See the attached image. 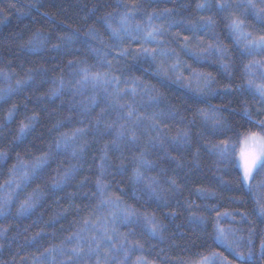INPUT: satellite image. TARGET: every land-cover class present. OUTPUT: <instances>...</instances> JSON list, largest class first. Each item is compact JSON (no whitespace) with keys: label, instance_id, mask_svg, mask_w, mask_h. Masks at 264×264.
<instances>
[{"label":"trees","instance_id":"obj_1","mask_svg":"<svg viewBox=\"0 0 264 264\" xmlns=\"http://www.w3.org/2000/svg\"><path fill=\"white\" fill-rule=\"evenodd\" d=\"M223 2L135 0L138 7L132 10L133 0H0V90L12 89L0 96V150L7 153L0 159V200L11 197L6 205L9 211L0 214V264H32L33 256L62 241L63 247L70 249L75 243L65 240L70 233L83 228L82 235L87 237L104 223L111 227L113 220L118 233H127L129 241L143 244L142 249L131 253L127 264H134L140 256L151 264H180L198 260L199 254L211 250L232 259L227 249L209 235L216 214L224 211L232 216L221 217L222 226L239 229L238 235L245 239L248 229L253 228L254 244L259 245L264 218L256 213L253 191L238 182L239 173L227 162L218 165V155L211 145L235 138L245 129L259 131L242 116V110L247 106L256 120L264 119V103L246 85L248 78L264 83L260 76L264 69L252 68L254 75L249 77L244 66L250 60H264V51L248 55L244 48L247 40L237 43V36L227 25L232 17L243 19L244 31L250 33L247 39L251 40L264 35V21L245 9L246 0H227L229 7L219 10L216 5ZM254 2L264 7L261 0ZM198 3L208 6L197 8ZM126 13L130 34L122 32L118 43L108 24L122 28L121 17ZM170 21H174L171 26ZM150 27L161 28L157 37L161 42L147 41L142 46L157 49L156 61L134 59L133 53ZM210 44L226 51L193 54V50L206 49ZM123 48L128 49L127 56L119 55ZM165 49L174 51L161 55ZM104 59L112 61L111 69L101 63ZM177 60L179 66L169 72L171 79L156 74L157 64L170 67ZM221 60L229 64L227 70ZM83 67L91 72L107 70L120 78L119 88L134 86L137 94L122 93L119 104L125 106L121 108L110 95L114 84H108L105 91L103 86L76 83L82 75L78 70ZM194 69L196 73L212 74L214 91L205 88L203 95L195 91L203 87V76L194 74ZM28 75L33 77L31 81L16 85ZM177 75H181L180 80L175 79ZM133 77H139L136 85H132ZM189 81L191 87L187 86ZM52 89L59 91L49 95ZM153 96L158 100H152ZM12 105L16 108L9 118ZM213 108L219 109L214 117ZM197 109L207 110L208 119ZM130 110L133 116L128 119ZM33 116L32 129L21 140L14 139L20 122L28 124ZM218 121H226L229 126L221 127L222 134L214 130ZM109 124L112 127H106ZM77 128L84 133L72 140ZM185 129L190 143L174 142L172 137ZM64 133L71 142L67 148L57 149L56 141ZM73 151L78 155L73 156ZM45 153L50 154L47 162L32 172V163ZM13 165L17 167L13 169ZM73 166L70 181L54 189L52 181ZM25 172L29 175L23 179ZM97 177L107 185L106 198L120 197L118 205H98L101 196ZM262 179L264 171L256 175L253 184ZM258 191L264 196V188ZM26 199H33L34 207L18 212ZM127 207L136 210L139 220L133 217L131 223L122 222V210ZM116 210L118 215L113 217L111 213ZM243 213H247L244 220ZM192 215L203 216L204 224L191 223L188 218ZM145 216L154 218L163 240L148 232ZM98 217L100 223L94 228L91 222ZM85 219L90 221L87 228L83 226ZM36 233L40 235L29 242ZM118 241L119 237H114L112 243ZM108 249L105 241L101 257ZM52 256L57 261L62 259L58 252ZM121 258L122 253L113 251L109 264H120ZM95 261V255L86 256L79 264Z\"/></svg>","mask_w":264,"mask_h":264},{"label":"snow or ice","instance_id":"obj_2","mask_svg":"<svg viewBox=\"0 0 264 264\" xmlns=\"http://www.w3.org/2000/svg\"><path fill=\"white\" fill-rule=\"evenodd\" d=\"M261 3L264 4V0H261ZM208 5L205 3H198L197 8H205ZM138 7V5L135 3V0H133V3L131 5V9L135 10ZM216 7L219 10H223L227 7H229V4L227 3V0H224L223 3H219L216 5ZM244 7L246 10H250L257 20L264 21V7H258L257 4L254 2V0H246V3L244 4ZM2 11V10H0ZM155 11V10H153ZM163 12H170V9H163ZM111 14H107L105 17V21L107 22V16H110ZM151 13H149V24L151 23ZM174 23V21L169 22V26ZM207 23L210 25L212 24L211 18L208 19ZM121 24L122 28H112L111 24H108V27L111 29L112 36L115 38V40L119 43L121 41V33L122 32H129L128 28V14H124L121 17ZM228 28L231 30V32L237 36L236 42L239 43L240 39L247 40V43L244 45L245 52L248 55H251L253 51H264V35H260L254 39L248 40V36L250 33H247L244 31L245 29V21L238 17H232L229 21V24L227 25ZM136 30L140 31L141 26L140 24L136 25ZM161 32L160 27H150L147 31L144 32V35L141 40V46H138L134 53L133 58H145L150 59L151 61H156V52L157 49L154 48H147L143 47V43L147 41H153L157 44H159L161 41L157 39L159 33ZM135 38V37H133ZM185 41H188V37L184 38ZM31 43V41L29 42ZM185 48H188L189 45L185 43ZM213 49H215L216 52L223 54L226 49L221 48L218 45H209L206 49L201 50H193V54L197 56H203L208 53H210ZM93 51H97L96 49H93ZM171 51L165 49L163 52H161V55H168ZM106 53L104 56L106 57ZM119 55L121 56H127L128 55V49L123 48L120 50ZM71 64L72 61H69ZM77 63H81V61H77ZM101 63H106L108 66V69L112 68V61L104 59L101 61ZM179 66V60H177L175 63H173L170 67H166L163 64H157L156 66V74L162 75L167 79H171L169 76L170 71H175V69ZM221 66L227 70L229 67V64L223 60H221ZM245 70L247 71L249 77L253 76L252 68L257 69H264V60H250L248 63L244 66ZM31 71V70H29ZM81 78L77 80V84H80L82 86L87 85L88 83H92V85L95 86H103L104 90L107 91V85L108 84H114L115 89L114 93H110V95H113V98L116 100V104L123 108L125 105L119 104L118 97L121 96L122 93H131L133 97L137 94V88L134 86H128L125 89L119 88L120 78L118 76L112 75L109 71H96L91 72L88 67H83L78 70L77 74H80ZM193 73L197 76H203V87L198 86L195 91L203 95L204 89L207 88L209 92L214 91V89L211 88V81H212V74L211 73H196V70H193ZM6 75V74H5ZM260 76L264 77V71L260 72ZM33 77L31 75H28L26 79H21L16 81V85H25L29 81H31ZM176 80L181 79V75H177L175 77ZM139 81V77H133L132 78V85H136ZM60 84L63 86L64 81L61 77ZM247 90L252 93L253 96L259 97V101L261 103H264V83L257 84L252 78H248L246 81ZM188 87H191V82L189 81L187 84ZM145 88L148 87L147 84L144 85ZM222 87L228 88L229 85H223ZM12 89L9 88L7 91H11ZM7 91L0 90V96H6ZM59 89H52L49 95H56ZM152 100L157 101L158 97L153 96L150 97ZM92 103H95V97H92L91 100ZM16 106L12 105L11 108L8 111V117L11 118L13 115V112L15 111ZM103 111V109H102ZM171 111H175V109H172ZM198 112L204 115L205 119H208L207 110L205 109H197ZM219 111L218 108L212 109L213 117L216 115V113ZM171 114V112L169 113ZM133 116V111H129L127 113V118L131 119ZM242 116L247 118L248 121L253 123L259 131H253L251 128L245 129L242 132H238L235 136V138L220 140L215 144L211 145V150L214 154L218 155V165L224 162H227L231 167L236 170L239 173L238 176V182L242 183L246 187H248L249 190L253 191V195L255 196V210L259 217L264 218V196H261L258 189L264 188V179L257 181L255 184H253V181L255 180V177L258 173L264 171V119L256 120L255 117L252 115L251 111L247 106H245L242 110ZM97 120H99V117H97ZM35 121V116L29 117V123L25 124L23 121L20 122L18 127V134L14 137L16 140H21L24 134L32 129V125ZM59 123V122H58ZM106 127H112L111 124L106 125ZM221 127L228 128L226 121H218L214 124V130L217 134L220 133ZM84 129L77 128L74 130L72 134V140H75L77 135H83ZM119 135H123L122 132L118 133ZM135 139V137H133ZM173 141L177 144H187L190 143L188 130L185 129L184 131L178 133L176 136L172 137ZM61 140L63 143H61ZM70 139L68 138L67 134H61V138H58L56 141L55 147L57 149L60 148H67L70 144ZM113 143H115L113 141ZM118 147V145H117ZM82 150V147H81ZM107 145H105V155H106ZM50 154L45 153L41 157L37 158L31 165L32 172H36L38 169H41L43 165L47 162V158ZM78 153L76 151H73V156H77ZM7 156V153L3 150H0V159H4ZM20 154L17 153V159L19 161ZM103 159V157H102ZM144 163H147V161H143ZM17 165H13L12 168L15 169ZM73 168H69L64 172V174L58 179L52 181V187L58 188L62 184H66L70 181V179L73 176ZM9 171H12L10 169ZM29 173L25 172L22 175L23 179H26L28 177ZM136 177H140V173L137 171L135 173ZM10 183V181L5 182ZM173 184H175V181H172ZM19 186V185H18ZM2 187V185H0ZM96 187L97 192L100 194L101 199L98 202L99 206L104 205H112V204H119L120 203V197H116L115 200H112L110 198H106L104 196L105 189L107 187L106 183L103 182L100 177H97L96 179ZM203 191V190H200ZM11 197H5L2 200H0V214H3L9 209L7 208V204L10 201ZM35 199H39V196H36ZM34 207V200L33 199H26L21 202L20 208L18 209V212L23 213L27 211L28 209H31ZM123 215L121 216L122 222H133L132 218L135 217L137 220H139V217L137 216V212L134 209H131L130 207H127L122 210ZM119 210L113 211L111 215L113 217H116L118 215ZM232 216L231 212L224 211V212H218L216 214V222L213 225V232L209 234L211 238L214 240V242H219L222 244L227 251L232 256V259H229L228 256H225L223 252L211 250L207 252L206 254H199L200 259L198 260H184L181 261L180 264H264V234L261 235L259 245L254 244L253 235H254V229L249 228L248 229V235L247 238L243 235H238L240 232L239 229L232 228V227H224L220 223L221 217H230ZM247 218V213H243L241 216V219L244 220ZM189 221L197 226H200L204 224L205 218L203 216H196L192 215L189 218ZM90 221L85 219L83 221L84 228H87ZM93 227L96 228V225L100 223V218L98 217L96 221L91 222ZM144 224L148 229V232L154 236L158 237L159 239L163 240L164 236L162 232L160 231V226H158L154 218H149L147 216L144 217ZM83 228L72 232L69 234V236L65 237V240L72 241L75 240L74 245L70 249H65L63 247V241L61 242V245H53L49 248H45L43 252H40L38 255L32 257V264H40L41 261H47L48 264H79L81 259L83 257H90L92 255L96 256L95 264H109L110 260V254L113 251L122 253V258L120 260V264H127L128 258H130L131 253L137 249H142L143 244L140 241H129L128 240V234L127 233H118L117 229L115 227V220L112 221V226L109 227L107 223L102 224L98 231L94 230L91 235L85 237L82 235ZM111 233V234H110ZM0 234H2V231H0ZM40 233H36L35 236L32 238L29 242H34L36 237H38ZM114 237H119L118 243H112ZM107 241L109 245V249L104 252L103 257H101V247L102 244ZM53 252H58L59 255L62 257L61 260L57 261L55 256H52ZM51 256V260H49V257ZM134 264H151V262L145 261V258L143 256L137 257Z\"/></svg>","mask_w":264,"mask_h":264}]
</instances>
